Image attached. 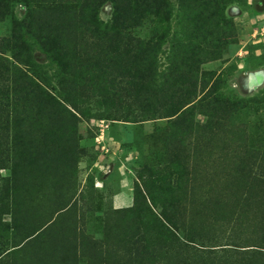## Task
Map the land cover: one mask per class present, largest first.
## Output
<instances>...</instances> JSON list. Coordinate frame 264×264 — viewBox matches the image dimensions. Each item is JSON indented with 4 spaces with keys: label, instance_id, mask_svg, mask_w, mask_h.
<instances>
[{
    "label": "rangeland",
    "instance_id": "rangeland-1",
    "mask_svg": "<svg viewBox=\"0 0 264 264\" xmlns=\"http://www.w3.org/2000/svg\"><path fill=\"white\" fill-rule=\"evenodd\" d=\"M90 2L0 0V264H264V0Z\"/></svg>",
    "mask_w": 264,
    "mask_h": 264
},
{
    "label": "trees",
    "instance_id": "trees-1",
    "mask_svg": "<svg viewBox=\"0 0 264 264\" xmlns=\"http://www.w3.org/2000/svg\"><path fill=\"white\" fill-rule=\"evenodd\" d=\"M100 4H101V0H91L90 4L88 5L90 12L93 13V11H95V8H98ZM98 34L101 35L103 38L108 37L105 27L99 29Z\"/></svg>",
    "mask_w": 264,
    "mask_h": 264
}]
</instances>
